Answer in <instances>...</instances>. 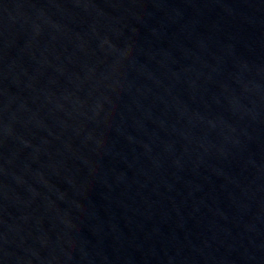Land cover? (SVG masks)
<instances>
[{
	"label": "water",
	"instance_id": "obj_1",
	"mask_svg": "<svg viewBox=\"0 0 264 264\" xmlns=\"http://www.w3.org/2000/svg\"><path fill=\"white\" fill-rule=\"evenodd\" d=\"M0 264H264V0H0Z\"/></svg>",
	"mask_w": 264,
	"mask_h": 264
}]
</instances>
